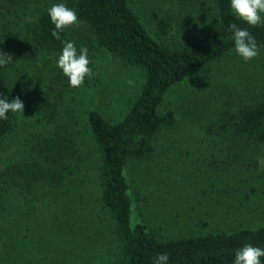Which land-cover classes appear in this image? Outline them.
<instances>
[{
  "label": "trees",
  "instance_id": "trees-1",
  "mask_svg": "<svg viewBox=\"0 0 264 264\" xmlns=\"http://www.w3.org/2000/svg\"><path fill=\"white\" fill-rule=\"evenodd\" d=\"M57 3L75 10L81 22L60 39L51 35L47 15ZM233 23L250 31L264 56V24L250 28L239 21L230 0H0V50L14 62L0 67V97L30 104L22 115L10 112L0 120V264H19L4 249L7 220H19L22 206L37 210L59 201L66 205L49 221L53 236L38 239L47 248H36L39 255L59 252L49 264L86 253L89 246L79 249L71 239L80 234L102 236L98 257L87 264L102 254V264H153L165 253L168 264H234L244 245L264 249V217L257 226L232 221L209 231L200 219L197 230L191 225L178 233L177 221L166 225L162 215L156 223L146 214H158L166 204L165 166L173 163V173L183 180L189 170L195 175L197 183L187 187L198 203L225 202L243 211L252 196L264 204V82L247 86L244 95L222 86L189 99L190 109L204 111L195 128L214 146L212 159L197 165L192 149L181 146L188 143L182 133L177 146L174 138L160 143L178 125L174 111H162L169 95L189 80H207L219 63L237 55ZM65 41H73L78 52L86 47L92 62L93 77L78 89L54 64ZM105 58L141 73L119 119L105 118L93 103L100 80L95 60ZM66 92L72 94L68 100ZM168 146L190 160H172ZM39 202L45 206L36 207ZM262 210L243 214L256 221Z\"/></svg>",
  "mask_w": 264,
  "mask_h": 264
},
{
  "label": "rangeland",
  "instance_id": "rangeland-1",
  "mask_svg": "<svg viewBox=\"0 0 264 264\" xmlns=\"http://www.w3.org/2000/svg\"><path fill=\"white\" fill-rule=\"evenodd\" d=\"M55 60L56 59H53V62ZM98 60L99 59L95 60V62L98 63L100 67V80L99 85L93 87V90H95L93 93V96L95 95L93 103L97 105L96 107L100 109V111L102 110L105 118L119 119L123 116L125 110L131 103L130 97L132 94L130 93L134 91L136 94L137 92L136 90L138 88H134V86L138 79H140L141 73L137 69L126 68L120 63L110 61L107 58ZM263 60L264 56L261 53L257 58L250 62H245L238 55H235L233 58H229L227 61L219 63L211 72V75L206 78L207 80H189L182 86L176 88V90L165 100L162 111H174L178 119V125L171 133H168L170 135L169 138L162 137L164 141L161 140L160 143L172 142L174 138V146H177L175 140L180 136V133H182L188 143L182 144L181 146L183 149H192L191 158H194L197 165L198 162L202 163L201 161L212 159V152L215 151L214 146L211 145V142H207L208 140H202V138H204L202 136V131L198 127L195 128L197 126L196 123L200 121V117L198 116L202 115L204 111L199 108V110L190 109L189 99H194L196 93L206 95L208 92L212 94L211 92L214 89L216 91L223 90L222 86L234 87L244 95L247 86L264 82V66L261 62ZM56 62L57 60L54 64H56ZM260 89L261 86L254 89V94L258 93ZM221 92L222 91L218 93ZM80 96L84 98L85 95H79V97ZM70 97H72V94L70 96L69 93L67 94L66 92L65 100H68ZM28 108L30 109V104H24V111ZM191 123H194V126H191ZM189 127H192L193 129ZM199 142L207 143L196 145V143ZM174 149L175 147L173 146H168L167 148L168 152L173 153L172 160H190V158H182L179 153L172 152ZM197 150L200 152L198 153ZM175 166L176 163L165 166L166 171H168L167 174L170 177V181L166 183L165 189L162 192L163 194L165 192L167 193V197L163 199L166 204H163L160 207L158 214H156L155 210L146 213L150 219L156 220V223H158L157 219L162 215L166 217V225L171 224L173 221H177V231L179 233L186 231L187 228L192 227L191 225L194 227L200 219L207 221V226L203 228V230L206 231L212 230L215 227L213 226L215 224L222 228H226L227 226H231L232 221H234V226H257V221L261 222L263 220L264 204L261 205L262 197L253 199L252 196L250 198L248 197L245 206H241L243 207V211L228 206V203L225 202L223 203L224 205L215 203L213 200L212 202L209 201L210 203L207 204L201 202L198 203L197 198L188 191L187 187L197 183V179L194 177L195 175L189 170L186 174H183V180L182 177L173 173ZM40 203L41 202L37 203L36 207H40ZM41 204V206H45L43 203ZM55 204L58 206L52 207L49 203L45 207H41V209L37 208V210L31 209L29 206H22L19 208V213L21 215L19 220L16 216L7 220L5 233L3 235L5 243H3V245L4 249L9 251L8 254L11 256L12 261H17L19 264H49L51 259H56V257H58L59 252H55L52 255V251L48 250L41 252V255H39L36 249L37 246L41 245L46 247V244L43 242L38 243V239H49L53 236V230L51 228L52 224L49 221L50 219H53L56 211L61 210V208L66 205L65 202L60 201ZM16 206L12 209H15ZM254 207H257L258 209L262 207L263 209L261 219L256 221H254L252 216L247 217L243 214L246 213V209L252 210ZM224 210L228 211V216L225 219L223 218ZM27 211H29V216L28 218H25L24 215ZM83 214L86 217L87 211L84 210ZM84 226V223L82 225L80 224L79 229L84 230ZM37 227L39 229L38 234ZM194 228L196 230L198 229L197 227ZM174 232L176 233L175 230ZM40 233L41 235H39ZM24 235L26 237L22 241ZM71 239L74 244L79 246V249L89 247L87 248L86 253L78 252L77 254L69 255V259H67L65 264H87L98 257L96 249L100 248L102 245L101 234L98 237L80 234ZM94 243L95 245L93 246ZM1 252L2 249H0V255H2ZM91 255L93 256L88 259ZM102 257L103 254L98 258L96 264H102ZM52 263H54V261H52Z\"/></svg>",
  "mask_w": 264,
  "mask_h": 264
},
{
  "label": "clouds",
  "instance_id": "clouds-1",
  "mask_svg": "<svg viewBox=\"0 0 264 264\" xmlns=\"http://www.w3.org/2000/svg\"><path fill=\"white\" fill-rule=\"evenodd\" d=\"M230 9L234 16L250 28L264 24V0H230ZM47 15L54 26L51 35L60 39L61 33L68 29L79 28L80 20L75 10L63 3L51 6ZM232 30L234 49L236 54L245 62L257 58L260 49L255 37L245 28L238 27L236 23L230 25ZM14 63L12 57L0 50V67ZM92 62L88 58V49L81 47L79 52L73 41H65L61 53L58 56L56 66L67 78L69 86L74 89L83 87L86 78L93 77V71L89 65ZM24 104L16 97L9 101L0 97V120L7 119L8 113L23 114ZM264 257V249L246 244L235 252L234 264H261ZM168 254H160L154 258L153 264H168Z\"/></svg>",
  "mask_w": 264,
  "mask_h": 264
}]
</instances>
